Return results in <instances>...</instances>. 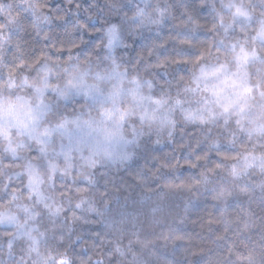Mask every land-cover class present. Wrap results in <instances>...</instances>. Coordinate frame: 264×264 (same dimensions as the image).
Instances as JSON below:
<instances>
[{
	"label": "clouds",
	"instance_id": "obj_1",
	"mask_svg": "<svg viewBox=\"0 0 264 264\" xmlns=\"http://www.w3.org/2000/svg\"><path fill=\"white\" fill-rule=\"evenodd\" d=\"M0 264H264V0H0Z\"/></svg>",
	"mask_w": 264,
	"mask_h": 264
}]
</instances>
